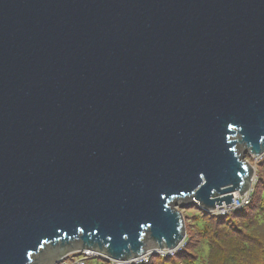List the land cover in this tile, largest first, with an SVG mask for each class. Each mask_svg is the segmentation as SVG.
I'll use <instances>...</instances> for the list:
<instances>
[{
	"label": "water",
	"instance_id": "95a60500",
	"mask_svg": "<svg viewBox=\"0 0 264 264\" xmlns=\"http://www.w3.org/2000/svg\"><path fill=\"white\" fill-rule=\"evenodd\" d=\"M263 153L264 0H0V264L174 247Z\"/></svg>",
	"mask_w": 264,
	"mask_h": 264
},
{
	"label": "trees",
	"instance_id": "16d2710c",
	"mask_svg": "<svg viewBox=\"0 0 264 264\" xmlns=\"http://www.w3.org/2000/svg\"><path fill=\"white\" fill-rule=\"evenodd\" d=\"M248 156V155H247ZM251 202L226 216L196 205L184 214L186 245L173 257L153 256L147 264H264V155Z\"/></svg>",
	"mask_w": 264,
	"mask_h": 264
},
{
	"label": "built area",
	"instance_id": "2783aa9c",
	"mask_svg": "<svg viewBox=\"0 0 264 264\" xmlns=\"http://www.w3.org/2000/svg\"><path fill=\"white\" fill-rule=\"evenodd\" d=\"M253 158V162L248 161L253 167V174L250 178L249 187L245 190L244 195H240L239 193H235L233 197L232 203H222L221 205H217L213 210H205L198 201H195L194 204L216 216H226L233 211H237L242 209L243 207L247 206L251 200L254 193L255 185L258 181V170H257V163L260 158L264 155H250ZM181 202V201H179ZM183 211V210H182ZM186 245V236L177 243L176 246L171 248H153L146 250L141 256L137 257H129L127 259H123L121 261L115 260L110 258L106 254L101 252L92 250V249H82L75 253H70L63 257L62 259L58 260L56 264H89L88 260L92 258H100L101 260L105 261L108 264H147L153 256H161V257H173L179 252H181Z\"/></svg>",
	"mask_w": 264,
	"mask_h": 264
},
{
	"label": "rangeland",
	"instance_id": "374dc122",
	"mask_svg": "<svg viewBox=\"0 0 264 264\" xmlns=\"http://www.w3.org/2000/svg\"><path fill=\"white\" fill-rule=\"evenodd\" d=\"M244 157H245V159L247 161L253 162V158L251 156H249V155L247 156V154H246ZM183 211L185 212V214L192 215V214H194V213L197 212V209H196V206L195 205H191V206L184 207ZM88 263L89 264H108L105 261L101 260L100 258H92V259H89L88 260Z\"/></svg>",
	"mask_w": 264,
	"mask_h": 264
},
{
	"label": "bare ground",
	"instance_id": "6f19581e",
	"mask_svg": "<svg viewBox=\"0 0 264 264\" xmlns=\"http://www.w3.org/2000/svg\"><path fill=\"white\" fill-rule=\"evenodd\" d=\"M249 158V157H248Z\"/></svg>",
	"mask_w": 264,
	"mask_h": 264
}]
</instances>
